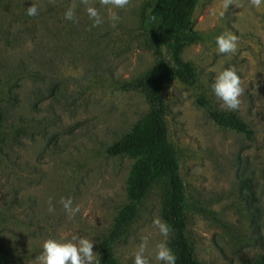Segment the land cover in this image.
<instances>
[{"label": "rangeland", "instance_id": "1", "mask_svg": "<svg viewBox=\"0 0 264 264\" xmlns=\"http://www.w3.org/2000/svg\"><path fill=\"white\" fill-rule=\"evenodd\" d=\"M90 2L105 20L91 30L80 0H0V237L14 264H37L45 239L73 235L93 240L99 264L118 212L130 203L127 179L136 158L108 148L150 109L126 83L157 63L142 20L153 0L115 9V27L106 7ZM238 3L224 9L223 0L198 1L196 38L182 53L197 81L175 79L162 91L186 187V234L201 264H255L264 256V4ZM31 4L38 15L26 14ZM73 4L76 22L64 18ZM229 32L239 37L238 49L219 54L215 38ZM163 51L172 62L167 41ZM224 68L241 77L238 110L226 109L212 92ZM214 111L239 117L250 132L219 124ZM61 197L80 206L74 218ZM167 199L162 179L112 244L119 264H133L141 236H149V252L164 239L152 221L166 222Z\"/></svg>", "mask_w": 264, "mask_h": 264}, {"label": "trees", "instance_id": "2", "mask_svg": "<svg viewBox=\"0 0 264 264\" xmlns=\"http://www.w3.org/2000/svg\"><path fill=\"white\" fill-rule=\"evenodd\" d=\"M198 1L153 0L142 12L143 23L155 45L157 63L140 77L126 83V87L142 92L150 109L135 123L131 131L108 148L112 155H128L136 160L127 179L130 203L118 212L114 227L104 242L99 264H119L112 244L123 236L135 219L139 204L151 187L162 179L166 180L168 188L164 218L173 232L169 244L176 255V264H201L186 234L187 221L184 211L186 187L181 176L177 150L169 137L166 120L168 105L162 95L167 82L175 79L186 83L197 81L195 66L185 60L182 53L186 45L196 38L193 13ZM164 41L168 43L172 62L163 51ZM212 117L219 124L242 132H250L248 126L233 114L214 111ZM3 119L4 112L0 105V126ZM0 264H14L1 237ZM255 264H264V256L258 257Z\"/></svg>", "mask_w": 264, "mask_h": 264}, {"label": "clouds", "instance_id": "3", "mask_svg": "<svg viewBox=\"0 0 264 264\" xmlns=\"http://www.w3.org/2000/svg\"><path fill=\"white\" fill-rule=\"evenodd\" d=\"M80 3L85 6V11L92 21L89 30L100 27L105 22L98 8L93 6L90 0H80ZM99 3L108 9V20L111 22L112 27H115L120 20V16L115 9H126L131 4V0H99ZM249 3L259 9L264 4V0H249ZM230 6L241 7L242 5L238 3V0H223L222 7L224 9H228ZM75 9V4L68 7L64 13V18L76 22ZM38 11L37 6L31 4L27 8L26 14L36 16ZM223 14L221 12V15ZM215 43L219 54H235L238 49L239 37L230 32L221 33L216 36ZM211 88L214 95L226 109L233 111L239 109L240 97L244 92V88L242 87L241 77L235 68H224L219 71ZM58 203L70 218H74L80 211L79 205L73 206L71 198L61 197ZM48 204V211L50 213L54 212L55 207L51 197ZM152 223L164 239L157 242L152 251L149 252V236H141L140 243L133 253V264H152L150 259L152 256L162 264H176V255L168 245V238L172 231L170 225L160 217H154ZM93 247V240L78 235H73L70 239L47 238L42 242V250L36 257V261L37 264H98Z\"/></svg>", "mask_w": 264, "mask_h": 264}]
</instances>
